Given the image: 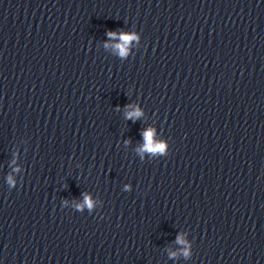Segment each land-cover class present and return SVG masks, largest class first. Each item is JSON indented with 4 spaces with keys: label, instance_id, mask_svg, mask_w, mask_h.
Wrapping results in <instances>:
<instances>
[{
    "label": "clouds",
    "instance_id": "1",
    "mask_svg": "<svg viewBox=\"0 0 264 264\" xmlns=\"http://www.w3.org/2000/svg\"><path fill=\"white\" fill-rule=\"evenodd\" d=\"M110 40H119V43L115 44L114 47L117 50V53L121 57H125L128 54L129 45L133 40L138 39V37L133 33H116V32H108L107 33ZM107 46V45H106ZM143 113L139 108H136L132 111H129L126 115L127 119L136 120L138 119ZM144 137V145L140 149L141 152H149V153H160L163 154L166 151V144L164 142H156L154 141V130L153 129H147L143 132ZM11 177H9V183H12ZM84 206H87L89 209L93 207V202L90 200V198L85 197ZM79 207V206H78ZM177 243L184 245L186 242L184 239L180 236L177 237ZM183 254L185 256L189 255V252L187 249L183 251ZM174 256L175 254H171Z\"/></svg>",
    "mask_w": 264,
    "mask_h": 264
}]
</instances>
